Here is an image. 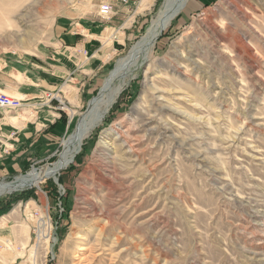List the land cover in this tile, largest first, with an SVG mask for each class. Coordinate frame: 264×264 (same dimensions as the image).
Instances as JSON below:
<instances>
[{"label": "rangeland", "instance_id": "rangeland-1", "mask_svg": "<svg viewBox=\"0 0 264 264\" xmlns=\"http://www.w3.org/2000/svg\"><path fill=\"white\" fill-rule=\"evenodd\" d=\"M104 1L113 0H0V59L48 45L56 20L72 10L100 19ZM133 2L124 21L116 8L102 20L124 25V42L92 97L62 104L69 124L54 156L0 183L58 160L166 0ZM141 58L68 166L37 187L0 196V264H264V0H188L150 59ZM129 126L141 153L127 163L117 129ZM34 210L58 224L50 243Z\"/></svg>", "mask_w": 264, "mask_h": 264}, {"label": "crops", "instance_id": "crops-1", "mask_svg": "<svg viewBox=\"0 0 264 264\" xmlns=\"http://www.w3.org/2000/svg\"><path fill=\"white\" fill-rule=\"evenodd\" d=\"M111 2L122 21L136 7L133 0L129 5ZM115 30V25L72 10L56 20L48 45L31 55L11 53L0 59V92L24 101L19 111L0 110V178L17 176L30 162L54 156L69 124L61 106L84 105L99 89L127 29L123 25L112 34ZM108 31L111 46L105 42Z\"/></svg>", "mask_w": 264, "mask_h": 264}, {"label": "bare ground", "instance_id": "bare-ground-1", "mask_svg": "<svg viewBox=\"0 0 264 264\" xmlns=\"http://www.w3.org/2000/svg\"><path fill=\"white\" fill-rule=\"evenodd\" d=\"M187 1L188 0H166L163 11L160 13L157 19L152 22L149 30L146 32V35L131 49L127 58L120 62L111 72V74L105 81L99 95L90 101V106L86 113L81 116L80 121L76 126L75 133L63 141L62 151L58 155V160L39 169H32L25 176L17 178L13 183H0V196L26 187H37L42 181H44V179L51 177L55 178L56 173H58L60 170L68 166L69 163H71L74 155L78 152V148L80 147L83 139L103 120L108 108L119 94L121 90V83L126 79L131 67L134 66L137 63L138 59L141 57L148 60L156 38L163 30H165L169 26V24L177 16V14L180 13V11L185 7ZM119 80L121 81L120 84L118 86H114V84ZM129 127L117 129L119 140L122 141L125 147H127L128 149V151H126L124 154L125 157H123L125 158L124 160H127V163L133 162L141 153L138 148V144L140 141L134 136L135 130L134 128ZM133 158L135 159L133 160ZM47 219V216H42V220L39 224V228L41 231L40 236L45 242H48L50 240V233L46 234V231H44L43 229L44 227H48L49 222L47 221Z\"/></svg>", "mask_w": 264, "mask_h": 264}, {"label": "built area", "instance_id": "built-area-1", "mask_svg": "<svg viewBox=\"0 0 264 264\" xmlns=\"http://www.w3.org/2000/svg\"><path fill=\"white\" fill-rule=\"evenodd\" d=\"M113 1H117L121 5H129L132 0H113ZM113 14H114V5L111 1H104L100 4L98 8V14H97L98 18H100L101 20H108L112 17ZM23 106H24V101L22 99L9 96V95H6L0 92V110L7 111V112H16V111L21 110ZM63 193H64L63 189H62V192L61 191L58 192V196L56 199L57 201L54 205L55 214H58V217H56L55 219H57L58 221L61 220L60 217L63 213V208H64ZM48 208L46 212H48ZM40 213L41 212L38 210H34L32 213V216L35 218V224H36L37 230H39V224H40V221L42 220V216H40ZM49 221L51 225V229H50V241H51L53 238V234H55V230L58 224L54 222V225H55V228H54V225L52 224L51 222L52 220L50 218H49ZM36 237H38V235H36Z\"/></svg>", "mask_w": 264, "mask_h": 264}, {"label": "trees", "instance_id": "trees-1", "mask_svg": "<svg viewBox=\"0 0 264 264\" xmlns=\"http://www.w3.org/2000/svg\"><path fill=\"white\" fill-rule=\"evenodd\" d=\"M3 211V208H0V213Z\"/></svg>", "mask_w": 264, "mask_h": 264}, {"label": "water", "instance_id": "water-1", "mask_svg": "<svg viewBox=\"0 0 264 264\" xmlns=\"http://www.w3.org/2000/svg\"><path fill=\"white\" fill-rule=\"evenodd\" d=\"M89 106H90V103H89V105H88V107H87V109H86V110H88Z\"/></svg>", "mask_w": 264, "mask_h": 264}]
</instances>
